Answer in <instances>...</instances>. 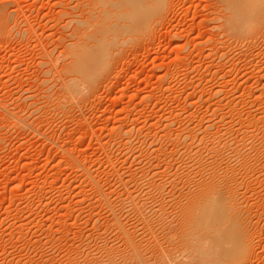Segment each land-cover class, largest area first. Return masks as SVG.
<instances>
[{
  "label": "rangeland",
  "instance_id": "1",
  "mask_svg": "<svg viewBox=\"0 0 264 264\" xmlns=\"http://www.w3.org/2000/svg\"><path fill=\"white\" fill-rule=\"evenodd\" d=\"M164 1L73 93L104 7L0 0V264H264V11L235 35L220 0ZM210 198L239 247L201 257L178 234Z\"/></svg>",
  "mask_w": 264,
  "mask_h": 264
},
{
  "label": "bare ground",
  "instance_id": "2",
  "mask_svg": "<svg viewBox=\"0 0 264 264\" xmlns=\"http://www.w3.org/2000/svg\"><path fill=\"white\" fill-rule=\"evenodd\" d=\"M93 1L96 2V4L99 3L100 4L99 7L103 6L104 8L102 9L101 7L102 10L101 9L100 11L97 10L98 12L96 13V15L90 16L91 18L87 17L88 20L79 22V26L82 25V29L88 30L90 28L91 33L88 36V40L87 41L85 40L86 42L83 45H80L82 43L78 45L75 44L70 50L71 62L69 61L70 65H68L67 71L71 75L72 79H69L70 84H68L69 85L68 90L70 91L74 90L75 92L72 91L73 93H77L79 87L80 89L83 86L84 87L86 86L87 88L89 84L93 83L92 82L94 81L93 79L101 75V73H103V71L106 70V67H108L107 65L108 52L110 51L108 50V47L109 45L113 46L116 42L113 39L116 38L117 40V38L120 37L121 34L122 36L124 34H129L127 35L128 37L131 35V33L133 34L135 31L138 30L141 31V29L142 30L145 29V26H147L149 20H151L150 18L151 17L153 18V16L157 13L159 14V11L161 10L162 7V3L165 2L164 0H93ZM220 1L222 2L221 9L224 11L225 14V16L223 17L225 20L224 21L225 27L227 28L228 31H230V33L234 32L235 35H237L236 33H238V35L242 33L243 35L244 32H246L251 26H253L252 23L257 22L256 20H259L261 14L263 13L262 11H264V7H263L264 0H220ZM0 27H1V18H0ZM80 84L83 86H81ZM214 201H216L215 198L211 199L209 203H205L204 206L202 207L199 206L198 209L199 212H197V210L195 211L199 213L197 218H195V215L192 214L194 215V217L192 218L194 220H192L193 222L190 220V223L191 224L194 223V224L192 225L189 224L185 227L187 231L188 229H190V225L192 226L191 232L189 230L187 231L189 234H187L185 230L183 231L184 224H183V229L182 226L180 229H182L183 233L185 232L186 233L181 234V230H180L179 231L180 234H178V236L184 235L185 237L186 236L190 237V239L192 240V244L193 245L196 244V250L198 251L199 255H201V257L216 255L218 249L224 248L226 245L232 246L233 250H237L234 247H239V245H237V238L235 235L236 232L228 229L231 225L230 223L227 226L225 225V223H223L224 221L223 214L221 213L220 208L218 209L217 207L214 206V205L217 206L218 204L217 202ZM212 203H213V207H210ZM203 204L204 202L202 203V205ZM235 224H237V222ZM191 235L193 239L191 238ZM225 235H226V239L224 237ZM188 237H186L187 239L185 238L186 239L185 242L188 240ZM179 242L182 243V239H180ZM176 260L174 259L172 260V262ZM201 261L204 262L203 258H201ZM174 263H177V261ZM177 264H181V262L178 261Z\"/></svg>",
  "mask_w": 264,
  "mask_h": 264
}]
</instances>
